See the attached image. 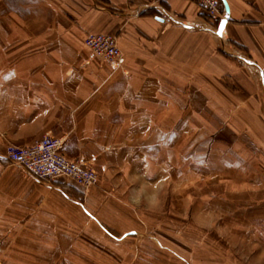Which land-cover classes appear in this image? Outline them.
<instances>
[{
	"label": "crops",
	"instance_id": "1",
	"mask_svg": "<svg viewBox=\"0 0 264 264\" xmlns=\"http://www.w3.org/2000/svg\"><path fill=\"white\" fill-rule=\"evenodd\" d=\"M221 1L214 29L196 0H0V264L2 223L12 242L19 224L28 236L52 211L66 220L72 203L106 237L139 239L143 210L162 209L164 188L200 176L234 194L206 208L217 202L246 264H264V105L249 99L264 100V0ZM94 33L118 38L121 68L92 56L84 40ZM234 95L241 101L228 104ZM46 135L100 185L49 183L10 163L9 146Z\"/></svg>",
	"mask_w": 264,
	"mask_h": 264
},
{
	"label": "rangeland",
	"instance_id": "2",
	"mask_svg": "<svg viewBox=\"0 0 264 264\" xmlns=\"http://www.w3.org/2000/svg\"><path fill=\"white\" fill-rule=\"evenodd\" d=\"M219 22L220 19L213 23L214 29ZM231 68L239 81L245 82L243 67L236 64ZM232 79L228 77L226 82L228 88L234 89ZM250 85L252 89L257 88L255 82ZM247 94L248 91L245 97ZM249 99L253 104L264 105L260 93ZM237 101L241 100L234 95L227 103ZM205 179L200 176L180 182L177 192L174 186L164 188L161 202L158 200L162 209L146 207L141 215L143 237L130 241L116 242L106 237L95 225L85 219L82 221L72 203L67 206L66 220L57 219L52 211L51 223L30 227L34 230L28 236L21 233L26 226L19 224L15 228L19 229V234L12 242L9 240L10 224L2 223L4 240L1 248L7 255L1 264H10L11 260L14 264H185L174 252L186 255L185 258L194 264H246L247 261L238 256L241 245L231 230L234 226L224 225L217 202L216 209L206 208L211 196L222 193L231 201L236 198L232 193H224L218 180ZM158 202L151 204L158 205ZM243 244L248 248L246 253H251L250 242Z\"/></svg>",
	"mask_w": 264,
	"mask_h": 264
},
{
	"label": "built area",
	"instance_id": "3",
	"mask_svg": "<svg viewBox=\"0 0 264 264\" xmlns=\"http://www.w3.org/2000/svg\"><path fill=\"white\" fill-rule=\"evenodd\" d=\"M214 23L223 16L221 0H196ZM85 46L92 56L114 69L121 68L126 57L119 47L118 39L105 33H94L86 37ZM63 140L46 135L28 146H9L8 159L11 164L49 183L59 179L72 181L89 189L100 182L99 173L82 160H73L62 153Z\"/></svg>",
	"mask_w": 264,
	"mask_h": 264
},
{
	"label": "snow or ice",
	"instance_id": "4",
	"mask_svg": "<svg viewBox=\"0 0 264 264\" xmlns=\"http://www.w3.org/2000/svg\"><path fill=\"white\" fill-rule=\"evenodd\" d=\"M221 27H223V25H221Z\"/></svg>",
	"mask_w": 264,
	"mask_h": 264
}]
</instances>
